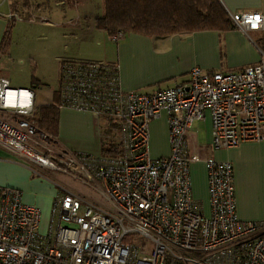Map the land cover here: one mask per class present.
Returning a JSON list of instances; mask_svg holds the SVG:
<instances>
[{
    "label": "built area",
    "instance_id": "built-area-1",
    "mask_svg": "<svg viewBox=\"0 0 264 264\" xmlns=\"http://www.w3.org/2000/svg\"><path fill=\"white\" fill-rule=\"evenodd\" d=\"M228 13L245 34L262 27L258 10ZM1 15L22 19L9 4ZM59 81L58 108L103 118L119 152L57 148L33 116L35 92L0 76V146L37 176L70 175L101 200L62 187L41 232L40 209L24 203L21 190L0 186V264H264V222L237 216L232 164L188 146L193 123L207 112L214 149L264 140V55L231 71L193 66L185 84L150 92L123 90L117 66L106 61L62 60ZM163 112L170 153L153 158L150 123ZM198 161L207 173L208 215L192 195Z\"/></svg>",
    "mask_w": 264,
    "mask_h": 264
},
{
    "label": "crops",
    "instance_id": "crops-1",
    "mask_svg": "<svg viewBox=\"0 0 264 264\" xmlns=\"http://www.w3.org/2000/svg\"><path fill=\"white\" fill-rule=\"evenodd\" d=\"M75 5L81 0H75ZM67 1H56L65 5ZM227 11L258 10L263 16L262 27L247 34L232 27L225 31L202 30L163 37H150L137 33H127L117 42L103 30L92 28V33L104 41L96 42L97 52L87 55L80 49L69 54H57V78L53 85L46 78L31 80L29 86L35 92V106H47L58 102V88L61 61L84 59L106 61L118 68L120 85L125 91L150 92L176 84H185L189 71L199 66L204 71H231L257 63L264 55V0H220ZM69 6V5H68ZM11 7V6H10ZM42 10V8H39ZM36 9V12L41 10ZM91 16L94 26L95 18ZM42 21H47L45 16ZM23 19V18H22ZM34 20V19H32ZM62 25H64L62 23ZM9 23H0V49ZM7 78V77H6ZM8 79V78H7ZM9 80V79H8ZM11 85V82L9 80ZM59 120L55 144L61 150L101 152L100 126L106 121L97 119L89 111L68 107L59 108ZM197 123V125H195ZM202 131L200 132L199 130ZM152 138L151 157L158 158L170 153L167 114L150 123ZM161 142V147L158 145ZM211 119L205 118L193 123L188 133V146L192 153L200 157H213L229 161L234 170V195L236 213L241 220L264 222V140L246 141L231 148L211 147ZM192 195L205 212L210 213L207 173L202 161L191 164ZM0 186H9L22 191L26 204L37 206L41 216L47 220L53 197L57 194L53 185L41 180L33 170L13 153L0 146Z\"/></svg>",
    "mask_w": 264,
    "mask_h": 264
},
{
    "label": "rangeland",
    "instance_id": "rangeland-1",
    "mask_svg": "<svg viewBox=\"0 0 264 264\" xmlns=\"http://www.w3.org/2000/svg\"><path fill=\"white\" fill-rule=\"evenodd\" d=\"M56 1L60 0H7L6 4L0 7V11L5 14L8 13L9 4L20 12L23 18L10 21L5 16H0V23H9L8 33L0 49V76L7 77L12 87H26L32 79L43 77L53 85L59 63L55 58L57 54L65 56L72 49H80L85 54L92 55L97 53L91 52L96 49L97 41H100L101 45L104 44L105 40L97 38L91 30L95 27L91 16L102 14L103 0H81L74 6H70L68 0H65V5L58 6ZM36 9L41 11L36 12ZM42 16H45L47 21H42ZM90 59L84 57L83 60L91 61ZM158 142L161 147V142ZM152 147V138H149V152H152ZM117 148L119 150V146ZM46 172L50 176L39 177L53 185L56 192L61 191L62 187L69 188L101 201L96 192L78 179L51 170ZM47 222L48 220L41 216V232L46 230Z\"/></svg>",
    "mask_w": 264,
    "mask_h": 264
},
{
    "label": "trees",
    "instance_id": "trees-1",
    "mask_svg": "<svg viewBox=\"0 0 264 264\" xmlns=\"http://www.w3.org/2000/svg\"><path fill=\"white\" fill-rule=\"evenodd\" d=\"M75 2L68 0L70 6H74ZM94 26L109 36L137 33L150 37L202 30L225 31L233 27L229 13L220 0H103V12L95 18ZM7 33L8 28L2 42ZM58 112L57 103H53L36 107L33 114L38 127L48 133L54 142ZM100 137L102 153L114 155L119 152L111 128H101Z\"/></svg>",
    "mask_w": 264,
    "mask_h": 264
}]
</instances>
